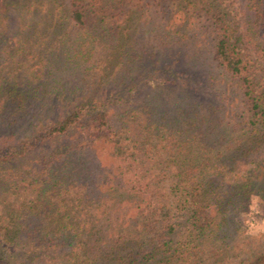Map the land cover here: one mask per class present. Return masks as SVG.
Returning a JSON list of instances; mask_svg holds the SVG:
<instances>
[{
  "label": "trees",
  "instance_id": "1",
  "mask_svg": "<svg viewBox=\"0 0 264 264\" xmlns=\"http://www.w3.org/2000/svg\"><path fill=\"white\" fill-rule=\"evenodd\" d=\"M235 2L0 0V264H264V0Z\"/></svg>",
  "mask_w": 264,
  "mask_h": 264
},
{
  "label": "rangeland",
  "instance_id": "2",
  "mask_svg": "<svg viewBox=\"0 0 264 264\" xmlns=\"http://www.w3.org/2000/svg\"><path fill=\"white\" fill-rule=\"evenodd\" d=\"M228 1L230 2L232 10L235 12V0ZM243 50H245V52L247 53L246 57L254 64L256 70H258L259 72L261 69L260 63L253 57V54L249 50V48L244 46ZM146 63L147 64L145 66H147L149 70H145V73H143L142 81L145 80L146 83L152 85L155 82H163L165 80V75L161 70L160 64L157 63L155 60H150ZM174 64L176 71H178L181 75H183L184 71L191 72V68L182 61L174 62ZM153 67L155 68L152 69ZM186 81L192 83V77L190 76L189 79ZM237 219L242 221L247 226L248 231L253 234L258 232H264V214L262 201L255 196H251L247 209L240 211L237 214ZM180 230L183 231V228H181Z\"/></svg>",
  "mask_w": 264,
  "mask_h": 264
}]
</instances>
